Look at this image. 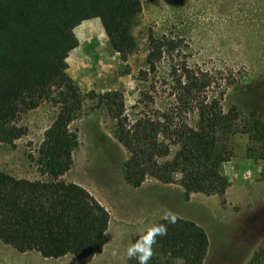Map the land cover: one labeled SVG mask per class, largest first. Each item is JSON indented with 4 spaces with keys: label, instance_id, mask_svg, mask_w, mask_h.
<instances>
[{
    "label": "trees",
    "instance_id": "obj_1",
    "mask_svg": "<svg viewBox=\"0 0 264 264\" xmlns=\"http://www.w3.org/2000/svg\"><path fill=\"white\" fill-rule=\"evenodd\" d=\"M140 10L141 0H0V143L14 145L26 133L18 117L41 100L58 107L36 156L30 155L43 178L15 177L0 170L3 244L47 258H90L102 251L108 211L86 188L61 179L78 145L69 124L84 113V95L66 71V58L78 44L75 26L96 18L110 47L125 61L135 49L129 26ZM148 41L146 63L153 73L163 43L152 35ZM179 69L170 74L172 101L163 109L142 91L132 115L125 112L118 90L86 94L111 120V133L127 154L122 163L125 181L137 187L146 178L177 180L185 198L192 192L222 196L230 185L222 165L232 157L229 140L234 133L247 135L249 155L263 162L264 175L262 112L243 114L235 106L224 111L222 90L218 96L211 93V74L185 63ZM142 74L145 78L146 72ZM175 217V223L169 222L170 215L154 223L164 225L166 235L156 237L148 264H202L208 248L205 230ZM143 234L132 236L131 243ZM127 262L138 264L135 258ZM247 264H264V244Z\"/></svg>",
    "mask_w": 264,
    "mask_h": 264
},
{
    "label": "rangeland",
    "instance_id": "obj_2",
    "mask_svg": "<svg viewBox=\"0 0 264 264\" xmlns=\"http://www.w3.org/2000/svg\"><path fill=\"white\" fill-rule=\"evenodd\" d=\"M96 21L92 18L75 26L78 44L66 58V71L84 95V113L69 124L78 135V145L70 169L62 176L86 188L109 213L105 247L94 258L104 264L111 259L124 262L132 236L175 214L205 230L208 248L202 264H247L264 244L263 162L250 157L247 135L230 137L233 154L222 165V172L233 182L227 194L226 190L222 196L192 192L185 198L177 180L161 183L153 178L133 187L123 177L127 154L111 133V120L93 107L94 100L86 94L118 90L125 112L132 115V105L142 91L163 109L172 101L170 74L185 63L213 76L211 93L218 96L222 90L224 111L235 106L243 114L255 109L264 115V0H141V10L129 26L135 49L125 61L110 47ZM149 35L163 43L153 73L146 63ZM57 111V106L41 100L20 114L17 124L27 131L14 145L0 143L1 171L43 178L30 155L36 156L43 132ZM37 256L0 242V264Z\"/></svg>",
    "mask_w": 264,
    "mask_h": 264
},
{
    "label": "clouds",
    "instance_id": "obj_3",
    "mask_svg": "<svg viewBox=\"0 0 264 264\" xmlns=\"http://www.w3.org/2000/svg\"><path fill=\"white\" fill-rule=\"evenodd\" d=\"M170 215V223H175V215ZM166 235V227L164 225H152L145 229L134 243H131L126 248V255L129 259L135 258L138 264H148V261L153 256V245L156 243L157 236ZM112 255H117V250L113 249Z\"/></svg>",
    "mask_w": 264,
    "mask_h": 264
},
{
    "label": "crops",
    "instance_id": "obj_4",
    "mask_svg": "<svg viewBox=\"0 0 264 264\" xmlns=\"http://www.w3.org/2000/svg\"><path fill=\"white\" fill-rule=\"evenodd\" d=\"M62 176H61V179H62ZM232 183L233 182L230 181V185L226 189V194L228 193L229 188L231 187ZM109 219H110V216H109ZM108 228H109V221H108L107 229ZM107 229H106V231H107ZM106 240H107V238H106ZM104 247H105V245H104ZM104 247L102 248V251H103ZM28 252L36 253V255H39V256H37L35 258H28V259L18 260V261H16V264H104L105 263V262H102L101 260H98V259L94 258V256L99 254V253L93 255L90 258L74 257V258L64 259V258H61L62 256L61 257H57V258L42 257L39 253H37L35 251H27V252H22V253H28ZM122 262L123 261L111 259V260H107L106 264H122ZM123 263L124 264H128L127 259H125V261Z\"/></svg>",
    "mask_w": 264,
    "mask_h": 264
}]
</instances>
